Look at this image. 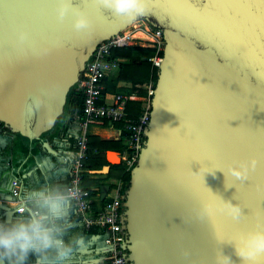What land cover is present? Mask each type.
<instances>
[{"label": "water", "instance_id": "95a60500", "mask_svg": "<svg viewBox=\"0 0 264 264\" xmlns=\"http://www.w3.org/2000/svg\"><path fill=\"white\" fill-rule=\"evenodd\" d=\"M143 3L130 21L100 0H0V133L39 139L100 43L138 21L161 29L163 59L123 201L128 264H228L220 251L244 264L233 245L264 232V0ZM77 13L86 29L73 27ZM252 158L247 180L228 173ZM228 204L240 206V220Z\"/></svg>", "mask_w": 264, "mask_h": 264}, {"label": "crops", "instance_id": "0c3cea01", "mask_svg": "<svg viewBox=\"0 0 264 264\" xmlns=\"http://www.w3.org/2000/svg\"><path fill=\"white\" fill-rule=\"evenodd\" d=\"M118 86L126 88L121 82ZM112 98L113 94H107L104 102L111 103ZM65 123H68L70 130L79 131L75 118L72 122L67 118ZM124 131H121V126L109 121L105 124L93 123L87 128V135L90 137L89 151L91 149L96 153L95 155H98L97 158L92 156V161L95 165L99 163L101 167L99 169L86 168L82 176V184L89 187L93 193L99 194L95 202L94 208L96 209L102 206L101 201H103L100 199V186L104 184H108L109 188L112 186L106 181L99 180L95 175L104 174L106 177L109 164H112L109 153L115 154L119 159L113 162L114 164L125 158L127 136L125 137L126 131ZM43 141L47 142L48 150L42 145ZM120 143L123 145L122 151H119ZM102 148H106L104 154L99 152ZM74 149L75 144L71 147V143L66 138L60 139L48 135L45 138L29 140L5 130L0 133V226L15 221L27 223L37 207L35 200L40 194L65 193L70 179L69 160L73 157ZM13 179H17L19 183V196L17 197L11 193ZM109 192L110 189L106 191L104 197L106 200L110 198ZM17 199L25 201L26 209L22 213L15 212ZM28 208L31 209V213ZM62 210L64 215L55 222L63 232L64 241L70 243L73 250L61 264H108L103 244L105 232L98 227L86 229L78 219L70 199ZM95 228L98 230H94ZM32 256L30 254L22 264H42L36 256L34 261H31ZM0 264H21V262L16 256H5L0 258ZM52 264L56 262L52 261Z\"/></svg>", "mask_w": 264, "mask_h": 264}, {"label": "built area", "instance_id": "2783aa9c", "mask_svg": "<svg viewBox=\"0 0 264 264\" xmlns=\"http://www.w3.org/2000/svg\"><path fill=\"white\" fill-rule=\"evenodd\" d=\"M146 25L140 30L141 35H133L130 31H123L117 36L100 43L86 63L85 70L77 83L82 92V110L75 116V123L79 132L76 138L73 157L69 160L70 179L63 195L69 197L74 205L75 212L81 224L86 228L98 227L105 232L103 238L105 258L108 264H128L127 253L124 247L126 234L122 228L123 219L121 207L125 199V183L119 179L114 186L110 198L102 203L99 208L95 202L99 196L82 184V176L86 171L88 135L87 128L92 121L107 119L111 123H122L127 133L126 157L123 158L127 169H130L139 156L143 147V132L149 121L150 101L154 87L152 83L143 85L147 92L145 97L134 94L117 93L111 103L102 101L104 85L102 80L118 69L119 61L111 56V51L116 47L139 45L154 50V54L147 60L153 67H159L162 62L164 40L162 30ZM130 100L144 101L140 114L136 118L128 117L126 112L127 102ZM113 186L110 189L112 190ZM11 193L19 196V183L17 179L11 181ZM15 212L22 213L26 209L23 199L15 202Z\"/></svg>", "mask_w": 264, "mask_h": 264}, {"label": "clouds", "instance_id": "9594fccd", "mask_svg": "<svg viewBox=\"0 0 264 264\" xmlns=\"http://www.w3.org/2000/svg\"><path fill=\"white\" fill-rule=\"evenodd\" d=\"M100 2L117 16H122L130 21L145 14L143 0H100ZM69 4L62 2L58 9V18L63 19ZM89 21L82 13H77L73 27L79 31L86 29ZM23 39L24 35L21 34ZM48 124L55 122V117L46 120ZM257 161L250 159L246 164L240 166H229L227 171L236 180L241 182L248 179L249 168L255 169ZM226 188L232 187L225 185ZM69 197L57 192H45L35 200L37 207L32 212L27 223L15 221L11 224L0 226V258L5 256H16L21 262L29 255L36 256L42 264H61L72 252V245L65 242L60 226L55 222L64 215L63 206ZM229 214L233 220H240L243 216L241 208L237 204H228ZM207 211V209H205ZM235 255L244 264H256V261L264 256V232H251L241 236L233 245ZM187 255V254H185ZM217 260L227 261L232 264L231 257L222 251L216 255Z\"/></svg>", "mask_w": 264, "mask_h": 264}, {"label": "trees", "instance_id": "16d2710c", "mask_svg": "<svg viewBox=\"0 0 264 264\" xmlns=\"http://www.w3.org/2000/svg\"><path fill=\"white\" fill-rule=\"evenodd\" d=\"M154 54V50L149 47H142L139 45H130V46H122V47H116L111 51V56L119 61V67L117 70L112 72L110 75L106 76L102 83L104 85V89L101 93L102 95V101H104V98L107 94H113L116 95L117 93H120L119 91L124 89L122 87L118 86L119 82H126L130 81L132 82L133 88H135L136 84L138 85H145L147 83H152V86L155 88L156 82H157V75H158V67H153L152 64L147 60V58ZM132 89V88H131ZM126 94H134L139 97H145L147 95L146 90H130ZM82 101H83V95L80 89L78 88V84L76 83L73 87H71L67 93V101L64 106V111L61 115L60 120L47 132H44L40 138H45L48 135L58 137L60 139L66 138L67 141L71 143V147L76 143V138L78 135V130H70L68 127V123H65V120L69 118V121L72 122V120L75 118L77 114H79L82 110ZM144 105V101L141 100H130L127 102L126 112L128 117L136 118ZM108 122L107 119H99L96 121L90 122V124L97 123V124H105ZM89 124V125H90ZM118 126H121V131H124L122 126V123H114ZM5 131L11 133L8 129H5ZM125 132V131H124ZM15 135L20 136V134L16 133ZM127 136V133L125 132V137ZM143 139L144 136H143ZM90 137L88 136V150H87V157L88 160L86 161V168L89 169H99L101 165L98 163V165H95L93 163V159L91 158H97L98 155H95L91 149L89 151V143ZM121 144V143H120ZM123 145L121 144L119 151H122ZM100 150V151H99ZM99 152L105 153L106 148L99 149ZM135 165V164H134ZM130 167V169H127L125 162L120 161L117 164H109V169L106 174V177L108 178H114L118 176V178H121L124 183V189L127 190L129 186L130 181V170L134 167ZM84 185V184H83ZM85 186V185H84ZM89 188V187H87ZM90 189V188H89ZM106 199L104 198L102 203H104ZM122 210H124V207H121ZM94 230H98L95 228ZM35 256L33 255L31 258V261H34Z\"/></svg>", "mask_w": 264, "mask_h": 264}, {"label": "rangeland", "instance_id": "374dc122", "mask_svg": "<svg viewBox=\"0 0 264 264\" xmlns=\"http://www.w3.org/2000/svg\"><path fill=\"white\" fill-rule=\"evenodd\" d=\"M145 25H146V24H145L144 21H138V22L133 23V24H132L131 26H129L128 28H126L125 31H130L133 35H141V34H140V32H141L140 29H141L142 27H144ZM121 83H122L123 85L126 86V88L122 87V88H124V89H122V90L119 91L121 94H126V93H128L130 90H134V89L141 90V88H142V89L144 88L143 85H142V86H141V85H138V86H137V84L135 85L136 87L133 88L132 86H134V85H132V82H130V81L121 82ZM131 88H132V89H131ZM126 145H127V140H126ZM126 145H125V146H126ZM125 157H126V155H125ZM110 160H111V162H114L111 158H110ZM118 160H119V159H117V161H118ZM104 171H105V170H104ZM104 171H103V172H104ZM95 177L98 178V179L101 180V181H106V182H108V183L110 184V186H113L112 190L109 192L110 195L113 193L115 183H116L119 179H121V178H118V176H116V177H114V178H106L104 174H97V175H95Z\"/></svg>", "mask_w": 264, "mask_h": 264}, {"label": "bare ground", "instance_id": "6f19581e", "mask_svg": "<svg viewBox=\"0 0 264 264\" xmlns=\"http://www.w3.org/2000/svg\"><path fill=\"white\" fill-rule=\"evenodd\" d=\"M109 157L114 161L116 162L118 158H116V155L113 154V153H109Z\"/></svg>", "mask_w": 264, "mask_h": 264}]
</instances>
